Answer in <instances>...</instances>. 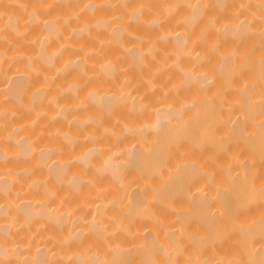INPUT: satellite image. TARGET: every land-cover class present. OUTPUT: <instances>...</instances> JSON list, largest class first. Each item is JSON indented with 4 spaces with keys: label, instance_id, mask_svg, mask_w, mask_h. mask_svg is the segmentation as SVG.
I'll return each instance as SVG.
<instances>
[{
    "label": "bare ground",
    "instance_id": "bare-ground-1",
    "mask_svg": "<svg viewBox=\"0 0 264 264\" xmlns=\"http://www.w3.org/2000/svg\"><path fill=\"white\" fill-rule=\"evenodd\" d=\"M0 264H264V0H0Z\"/></svg>",
    "mask_w": 264,
    "mask_h": 264
}]
</instances>
